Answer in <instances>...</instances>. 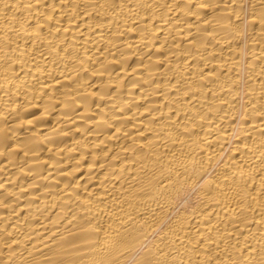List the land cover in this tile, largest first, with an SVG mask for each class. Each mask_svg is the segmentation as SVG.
I'll list each match as a JSON object with an SVG mask.
<instances>
[{
  "label": "bare ground",
  "instance_id": "bare-ground-1",
  "mask_svg": "<svg viewBox=\"0 0 264 264\" xmlns=\"http://www.w3.org/2000/svg\"><path fill=\"white\" fill-rule=\"evenodd\" d=\"M0 264H264V0H0Z\"/></svg>",
  "mask_w": 264,
  "mask_h": 264
}]
</instances>
